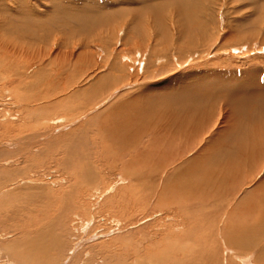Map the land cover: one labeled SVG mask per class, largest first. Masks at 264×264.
I'll return each mask as SVG.
<instances>
[{"label": "rangeland", "instance_id": "1", "mask_svg": "<svg viewBox=\"0 0 264 264\" xmlns=\"http://www.w3.org/2000/svg\"><path fill=\"white\" fill-rule=\"evenodd\" d=\"M197 99L216 111L207 139L238 121L242 134L209 158L190 141L164 176ZM252 105L264 108V0H0V264H204L207 252L209 264H264L257 240L226 239L264 218V192H251L264 165L252 182L243 168L246 186L212 189L245 164V131L264 134ZM178 200L186 214L167 212Z\"/></svg>", "mask_w": 264, "mask_h": 264}, {"label": "bare ground", "instance_id": "2", "mask_svg": "<svg viewBox=\"0 0 264 264\" xmlns=\"http://www.w3.org/2000/svg\"><path fill=\"white\" fill-rule=\"evenodd\" d=\"M202 91V90H201ZM199 92V91H198ZM214 96V95H213ZM221 97V96H220ZM210 98H212V95H211V97ZM218 98H219V96H218ZM217 98V99H218ZM222 98H223V96H222ZM206 99V97L203 99V100H205ZM217 99H213L211 102H207V101H209L208 100V97H207V101H206V103L207 104H209V106L210 105H212V104H214V102L217 100ZM195 100V99H194ZM198 100V99H197ZM236 100V101H235ZM235 100H231V102L233 103V104H235L234 105V107H235V109L233 110V111H237V112H235V114H239V115H244V113H243V101H241V100H239V99H235ZM188 101V100H187ZM199 101V100H198ZM205 101H202L203 103L205 102ZM202 102H200L199 101V103L198 102H191L190 104H189V106H190V109H188V111L186 110V112L184 113V115H185V118H182L181 117V119H182V122H180L179 123V121H180V118L179 119H175L176 120V122L175 123H179V126H180V129H181V133L180 134H182V135H180V136H183V137H181L180 139H179V141H181V142H184L182 145H180L179 146V148H180V150L178 149V151H175V152H173L174 153V158H172L171 159V163L169 164V162H168V164H166V167L165 168H161L162 169V174L164 175V174H166V173H169V170L171 169V171H172V168H174L175 167V169L177 168V167H179V165L180 164H182L186 159V153H188V152H190V149L192 150L193 148H196V147H194L193 145L194 144H196L195 142L197 141V143H198V145L200 146L201 144L200 143H202V142H204V141H206V146L201 150V155H205V157H207L206 155H209V156H213L214 155V152H215V150L216 149H218L217 148V146H216V144H219V143H223L224 145H225V142L224 141H222V140H225L224 138H226V137H230L231 136V134L232 133H237L238 132V134H237V136H236V138H235V141H234V143H236L238 140H239V136H240V134H242V130H243V128H239L238 127V124H241V122L240 121H238V119H236V121H238V122H236V123H232V124H235L236 125V127L233 129L231 126V128H230V130H227V132H226V130L225 131H219L218 132V134H217V137H218V139H214V140H209V139H207L206 137H205V135H204V133L206 132V129H205V125H207V126H211L212 125V123H214L215 122V116H216V111H215V109H214V106H213V108H211V110H210V114L209 115H206V116H204L205 115V113L204 112H202L201 110H199V106H200V103H202ZM188 103H189V101H188ZM203 105V104H202ZM187 106V105H186ZM264 106V105H263ZM201 107H204V106H201ZM252 107L253 108H255V110L256 109H258V110H262V109H264V108H262L261 106H260V108H259V106H256V105H252ZM191 108H193V110L191 109ZM205 108V107H204ZM182 109V108H181ZM187 109V108H186ZM179 110V109H178ZM262 111H264V110H262ZM261 111V112H262ZM176 112V111H175ZM180 112V111H179ZM261 112H259L260 114H261ZM178 113V112H177ZM176 113V114H177ZM181 113V112H180ZM179 113V114H180ZM262 113H264V112H262ZM178 115V114H177ZM181 116H182V114H181ZM193 117H195V119H196V122L195 123H193V122H191V119L193 118ZM261 117H262V115H261ZM260 117V118H261ZM250 118H253V117H250ZM259 118V117H258ZM259 118V119H260ZM264 118V117H263ZM263 118H261V119H263ZM171 119H172V117H171ZM254 119L255 118H253V122L255 123V121H254ZM173 120V119H172ZM174 120V121H175ZM198 120H199V123H200V125L199 126H196L197 125V123H198ZM250 120V119H249ZM178 121V122H177ZM262 121V120H261ZM264 121V120H263ZM263 121L261 122L262 124H263ZM233 122V121H232ZM256 122H258V121H256ZM260 122V121H259ZM258 122V124H260ZM257 124V123H256ZM257 124V125H258ZM185 126L184 128L182 127L181 128V126ZM221 125V124H220ZM179 126H178V128H179ZM261 126V125H260ZM259 126V127H260ZM262 127H264L263 125H262ZM200 128V129H199ZM257 128V127H256ZM205 129V130H204ZM215 129H216V127H215ZM248 130V129H247ZM176 131H177V129H176ZM230 131H232V133L231 134H229L228 135V132H230ZM215 133H213V134H216V131H214ZM226 132V133H225ZM254 132H255V130H254ZM178 133H179V131H178ZM177 133V134H178ZM262 133V132H261ZM255 134V138L253 137V133H252V131L250 132V130H249V133H248V131H245V136H248L249 138H251L252 139V143L253 144H251L250 145V147H248V149H247V151L246 150H242L241 151V156L240 157H244L245 158V164L244 165H242V166H239V165H237V163H236V165H233L232 164V168L230 169V172L231 173H227V172H225V173H222L221 172V170H219V172H221V174L219 175V178L216 176H213L215 179H213V181H215V184H216V186H213L212 187V189H215V190H217L218 188L219 189H221L222 187H223V185L224 184H226L225 183V181L226 182H230L231 183V181H236L237 183H242V185L243 186H246V184L247 183H245L244 181H243V179L240 177L241 175H243V168H245L246 167V165L248 164V167H250V169H249V171L248 172H246V173H248V175H246V176H249L250 175V173L251 172H253L254 173V175H253V178H251V179H253V180H250L251 182L252 181H256V180H254L255 178H256V175H255V170H256V167L258 166L257 164L258 163H262V165H264L263 164V162H261V159L264 161V134H263V136L262 137H258V136H261L262 134H260V133H258V132H255L254 133ZM225 136V137H224ZM224 137V138H223ZM223 138V139H222ZM174 139V138H173ZM177 140V139H176ZM165 141V140H164ZM172 141V140H171ZM186 141H187V143H186ZM190 141H193L192 143L190 142ZM178 143V142H177ZM190 143L191 144H193V145H191V146H193L192 148H190L191 146H190ZM233 143V144H234ZM179 144V143H178ZM189 145L188 147L190 148L188 151H186V146L187 145ZM215 144V145H214ZM233 144H227V146L225 145V148H223V150H225L226 149V147H228V148H230L231 147V145H233ZM214 145V146H213ZM238 145V144H237ZM177 146V145H176ZM213 146V147H212ZM170 147H171V145H170ZM212 147V148H211ZM175 148V147H174ZM209 148H211L210 150H209ZM235 148H237V146L235 147ZM165 149V148H164ZM170 148H168V150H169ZM177 149V148H176ZM171 150V149H170ZM174 149H172V151H173ZM164 151V150H163ZM162 151V152H163ZM171 151V152H172ZM194 151V150H193ZM196 151H198V149H196ZM165 152V151H164ZM168 152H170V151H168ZM170 152V154L172 155V153ZM192 152V151H191ZM160 154H163L164 155V153H160ZM169 153L166 155V156H168V155H170ZM170 155V156H171ZM193 155L195 156L196 154H194L193 153ZM192 155V156H193ZM201 155H198V156H196V157H200ZM209 156L207 157V158H209ZM220 156H223L224 157V155L222 154V155H220ZM219 156V157H220ZM233 156L235 157V158H237V156L236 155H234L233 154ZM161 157V156H160ZM215 157V156H214ZM165 157H163V159H164ZM168 158V160L170 159V157H167ZM166 158V159H167ZM193 158V157H192ZM191 158V159H192ZM134 159V158H133ZM159 159V158H158ZM162 159V160H163ZM194 159V158H193ZM200 159V158H199ZM198 159V160H199ZM202 159V158H201ZM165 160V159H164ZM167 160V161H168ZM197 160V161H198ZM213 160V159H212ZM215 160V159H214ZM237 160H238V158H237ZM196 161V160H195ZM211 161V160H210ZM160 162V161H159ZM163 162V161H162ZM186 162V161H185ZM193 162V161H192ZM202 162V161H201ZM212 162V161H211ZM215 162V161H214ZM223 162V161H222ZM237 162V161H236ZM165 163H167L166 161H165ZM213 163V162H212ZM188 164V163H187ZM228 164V163H227ZM162 165H164V164H162ZM223 165V164H222ZM177 166V167H176ZM212 166V165H211ZM161 167V166H160ZM180 168H181V166H180ZM206 168V167H205ZM179 169V168H178ZM222 169V168H221ZM201 170V169H200ZM263 170V166H262V168H261V171ZM174 171H177V169L176 170H173L172 172H174ZM186 173V172H185ZM234 173H237L238 175L236 176ZM170 174V173H169ZM177 174V173H176ZM204 174H206V173H204ZM216 174V173H215ZM219 173H217L216 175H218ZM174 174L173 173H171V175L170 176H173ZM162 176V175H161ZM165 176V175H164ZM163 176V177H164ZM168 177V179H170L171 180V178L173 179L174 177ZM175 176V175H174ZM217 178V179H216ZM260 178V177H259ZM263 178H264V176H263ZM258 179V178H257ZM160 180V179H159ZM163 180V179H162ZM161 180V181H162ZM240 180H242V181H240ZM164 181V180H163ZM166 181H168V180H166ZM165 181V182H166ZM141 182V181H140ZM159 182V181H158ZM257 183V184H256ZM256 183H255V186H254V188H252V191L251 192H256V193H263L264 192V180L261 178V179H259L258 181H256ZM166 184H167V182H166ZM186 185V184H185ZM250 185V184H249ZM160 186V189L159 190H161V192L160 191H158V192H154L153 194H155L154 195V197L155 196H157L158 197V202H157V205H156V208H154V210H157V209H164L163 208V205H162V200H164L163 198L165 197L164 195H166V193H169L168 191H170V189L172 188L171 186H169V184L166 186V188H165V186L163 187V183L162 184H160L159 185ZM147 187H149V186H147ZM163 187V189H161ZM183 187V186H182ZM253 187V186H252ZM156 188V187H155ZM159 188V187H158ZM157 188V189H158ZM180 188V187H179ZM191 188H193L194 190H196L197 189V187L196 186H193V185H191ZM201 188H204V186H201ZM234 188V187H233ZM239 188V187H238ZM150 189V188H149ZM167 190V191H166ZM245 191V190H244ZM153 192V191H152ZM151 192V193H152ZM178 192V191H177ZM193 192H195V191H193ZM185 193V192H184ZM197 194V193H196ZM204 194V193H203ZM248 194H250L249 192H246V196H248ZM208 195V194H207ZM250 195H252V193L250 194ZM179 196V195H178ZM186 196V195H185ZM258 196H259V194H258ZM144 197V196H143ZM260 197H262V196H260ZM148 198V197H147ZM199 198V197H198ZM197 198V199H198ZM151 199V198H150ZM149 199V200H150ZM153 199V198H152ZM188 199V198H187ZM262 200H263V198H261ZM169 200V199H168ZM199 200V199H198ZM261 200V201H262ZM136 201V200H135ZM147 201V200H146ZM151 201V200H150ZM191 201V200H190ZM200 201V200H199ZM254 200H252V202H253ZM166 202V201H165ZM170 202V201H169ZM173 202V201H172ZM210 203V202H209ZM232 204L234 203V200L231 202ZM164 204V203H163ZM167 203H165V205H166ZM170 203H168V205H169ZM206 204V203H205ZM248 204V203H247ZM264 204V203H263ZM171 205V204H170ZM242 205V203H240V206ZM174 207L172 208V206H171V208H170V206H169V208L170 209H168V207H167V205H166V211L167 212H169L170 210H172V209H174V208H177L176 210H179V211H177V212H179V213H183V214H186V200H178V202L176 203V204H174L173 205ZM177 206V207H176ZM192 206V205H191ZM208 206V205H207ZM256 206H258V205H256L255 204V207ZM193 207V206H192ZM236 207V206H235ZM242 207V206H241ZM240 207V208H241ZM252 207H253V205H252ZM252 207H250V208H252ZM264 207V206H263ZM230 208L232 209V210H230ZM258 207H256L255 209H257ZM219 209V208H218ZM222 209H226V210H228L227 212L229 213V215H230V217H228V219H230V220H232V218L235 216V217H237L235 214L236 213H238L239 214V211L237 212V209L236 208H232V207H229V206H227V207H224V208H222ZM253 209V208H252ZM259 209V208H258ZM215 210V209H214ZM218 211V210H217ZM240 211H241V209H240ZM256 211H258V210H256ZM260 211H263V213H264V209H259V212ZM254 212V211H253ZM227 213V214H228ZM256 213V212H255ZM241 214V213H240ZM260 214H261V212H260ZM182 215V214H181ZM252 215V214H251ZM227 216V215H226ZM264 216V215H263ZM186 217V216H185ZM234 217V218H235ZM241 217H244L243 215L241 216ZM222 218V217H221ZM233 218V219H234ZM251 218V217H250ZM263 217L261 216L260 217V215L258 216V223H253V220H252V225H253V227H251L250 225V229L251 230H249L248 228H244V226H243V228H239L238 226H237V228L235 227V231H227V233L226 234H230V236H226V239H227V237H228V240L231 242V243H234L236 246H240V248H243L242 246H244V245H246L247 243H249L250 244V242H246L245 244H244V242L243 241H246V240H248L249 238H252V239H249V240H251L252 241V243H253V239H255V240H257V244H258V246H256V248H257V250L261 253V255H263L264 256V245H261L262 244V242H263V244H264V227H263V230L260 232V228L262 227L259 223L260 222H264V218L262 219ZM209 219V218H208ZM227 219V218H226ZM241 219V218H240ZM248 219V218H247ZM212 220V219H211ZM237 220V219H236ZM250 220V219H249ZM221 221V220H220ZM223 221V220H222ZM233 221H235V219L233 220ZM241 221H242V219H241ZM230 222V221H229ZM245 222V221H244ZM247 222V221H246ZM250 222V221H249ZM237 223H239L238 221H237ZM242 224V223H241ZM259 224V225H258ZM230 225H232V224H230ZM229 225V226H230ZM254 225H256V227L254 226ZM264 225V224H263ZM226 226V225H225ZM261 226V227H260ZM233 227V226H232ZM246 227V226H245ZM234 228V227H233ZM232 229V228H231ZM232 234L234 235L233 237H231L232 236ZM251 234H253V236L251 235ZM255 240H254V243H255ZM260 243V244H259ZM256 244V245H257ZM253 246H255V244L253 245ZM176 247V246H175ZM175 247H173L172 248V254H178L177 252H178V250L177 249H175ZM252 247V246H251ZM253 249V248H252ZM251 249V250H252ZM201 254L203 255V252H201ZM202 258H203V260H204V264H209V263H211V261H213L212 260V256H211V254H210V252H207L205 255H203L202 256ZM262 258V257H261ZM185 262H186V260H184ZM178 263H180V262H178ZM181 264V263H180ZM183 264V263H182Z\"/></svg>", "mask_w": 264, "mask_h": 264}]
</instances>
